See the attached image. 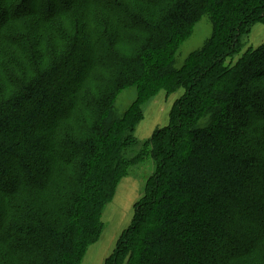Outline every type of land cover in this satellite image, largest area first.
Returning a JSON list of instances; mask_svg holds the SVG:
<instances>
[{"label":"trees","instance_id":"16d2710c","mask_svg":"<svg viewBox=\"0 0 264 264\" xmlns=\"http://www.w3.org/2000/svg\"><path fill=\"white\" fill-rule=\"evenodd\" d=\"M128 1L0 0V264H82L145 161L105 264H264V44H245L264 0ZM204 16L211 38L177 67ZM125 89L138 95L120 114ZM180 89L170 124L139 142L152 99Z\"/></svg>","mask_w":264,"mask_h":264},{"label":"rangeland","instance_id":"374dc122","mask_svg":"<svg viewBox=\"0 0 264 264\" xmlns=\"http://www.w3.org/2000/svg\"><path fill=\"white\" fill-rule=\"evenodd\" d=\"M128 2L141 11L145 10V8L135 0H129ZM38 5L40 6L41 4ZM105 18L111 21L107 15H105ZM32 20L37 21L38 18L33 17ZM212 29V23L208 16H204V18L192 28L191 34L178 47L179 58L176 64L177 67L183 64L193 52L198 51L205 45L206 41L211 38ZM245 44L255 49H258L264 44V23H260L253 28ZM75 58V67H69L68 70L65 71V83L69 82L70 79L73 78L75 70L82 69L83 64L88 60L85 55H77ZM184 93L183 89L171 95H168L164 91L158 92L152 99V102L146 107L144 117L135 134L139 142L148 141L152 138L157 128H166L170 124L173 104L179 100ZM137 95L135 89H125L119 93L115 100L116 111L120 114L125 113L136 100ZM39 135L43 136L44 134L39 131ZM47 139V137L44 139L45 142L48 141ZM154 171V163L145 161L142 162L141 165L136 166L131 175L120 182L113 201L106 206L103 214L102 221L104 223V233L100 241L90 247L82 264H105V260L113 254L123 233L132 225L135 215V205L143 198L146 182ZM41 178L42 177H38L39 180Z\"/></svg>","mask_w":264,"mask_h":264}]
</instances>
